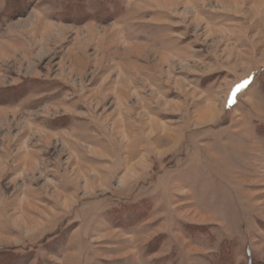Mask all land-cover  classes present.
Segmentation results:
<instances>
[{
    "label": "rangeland",
    "instance_id": "rangeland-1",
    "mask_svg": "<svg viewBox=\"0 0 264 264\" xmlns=\"http://www.w3.org/2000/svg\"><path fill=\"white\" fill-rule=\"evenodd\" d=\"M0 264H264V0H0Z\"/></svg>",
    "mask_w": 264,
    "mask_h": 264
},
{
    "label": "snow or ice",
    "instance_id": "snow-or-ice-1",
    "mask_svg": "<svg viewBox=\"0 0 264 264\" xmlns=\"http://www.w3.org/2000/svg\"><path fill=\"white\" fill-rule=\"evenodd\" d=\"M238 91H239V87H238V89H237ZM234 102V101H233Z\"/></svg>",
    "mask_w": 264,
    "mask_h": 264
}]
</instances>
